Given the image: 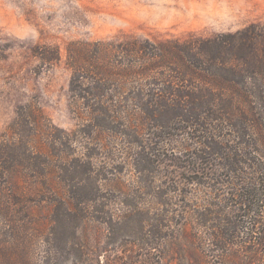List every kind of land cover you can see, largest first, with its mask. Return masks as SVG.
Listing matches in <instances>:
<instances>
[{"label": "rangeland", "instance_id": "rangeland-1", "mask_svg": "<svg viewBox=\"0 0 264 264\" xmlns=\"http://www.w3.org/2000/svg\"><path fill=\"white\" fill-rule=\"evenodd\" d=\"M254 24H264V0H0V140L27 139L46 153L52 162L48 170L50 189L63 193L89 191L98 197L90 203L94 209L84 212L85 219L90 218L77 222V238L65 245L60 264H79L81 255L89 264H179L175 236L180 223L192 234L206 232V227L194 228L198 224L192 210H200L205 197L194 180H201L216 160L209 157L199 163L195 143L187 149L158 145L153 133H179L173 129L182 115L172 117L165 130L151 128L159 121L163 124V119L157 116L153 124L150 118L154 116L148 115L145 105L138 107L144 110L140 113L139 138L147 148L127 143L109 125L102 127L105 131L99 139V129L80 131L86 122L77 115L79 108L69 90L70 55L83 65L95 52L97 42H180ZM88 45L92 53L87 52ZM129 57L133 73L143 72L141 78L146 77V81L154 76L152 66L146 71L136 56ZM96 58L100 63L107 61L102 75L112 71L122 77L117 83L123 89L112 86L108 94L126 97L136 90L135 84H129V75L120 70L128 67V61L111 67L106 54L100 52ZM142 86L145 94L152 89L148 83ZM122 103L134 111L132 102ZM257 112L254 107H246L243 114L234 113L231 118L253 119L257 133ZM231 122L221 123L224 127L219 133L229 144H235L238 139ZM249 139H255L253 133ZM150 147L161 151L156 156L153 151L147 154ZM146 155L150 166L141 165L140 156ZM62 159L67 161L68 173L55 166ZM74 163L82 166L74 168ZM25 176L0 177V185L7 183L11 188L0 190V264H51L45 259L51 225L55 215H63L65 210L56 201L36 196L35 186L43 179L35 178L30 184ZM162 190L178 201L172 206L173 212L179 216L184 213L181 218L175 214V220L165 227L161 215L171 205L157 203L156 195ZM177 193L182 196L177 197ZM67 207L76 211L69 203ZM242 221L247 226L249 219ZM240 229L237 236L243 240L248 234L245 227Z\"/></svg>", "mask_w": 264, "mask_h": 264}, {"label": "trees", "instance_id": "trees-1", "mask_svg": "<svg viewBox=\"0 0 264 264\" xmlns=\"http://www.w3.org/2000/svg\"><path fill=\"white\" fill-rule=\"evenodd\" d=\"M91 51L88 45L87 52ZM94 51L83 65L70 55L72 74L69 90L79 108L77 115L86 122L80 131L88 133L90 129H99L100 134L96 137L99 139L105 131L102 127L109 125L127 143H138V146L147 148L140 144L139 138L142 129L140 113L144 111L139 108L145 105L148 115L154 116L150 118L153 124L157 116L163 119V124L159 121L155 127L151 124V128L165 130L172 117L178 119L180 117L177 116L182 115L177 128L173 129L179 133H167V136L161 132L153 133L158 145L162 143L163 146L187 149L195 143L199 163L204 158H216L214 165L201 175V180L200 177L194 180L205 196L201 209L192 210L198 224L194 228L203 226L206 232L192 234L180 223V232L175 236L179 264H264V212L261 209L264 208V24L209 37H191L180 42H97ZM100 52L108 56V66L113 67L117 63L116 66L120 67L118 63L129 62L128 67L120 70L129 75V84H135L136 90L132 94L119 97L116 93H107L112 86L123 89L117 83L122 77L111 69L107 70L111 71L108 76L101 74L107 61L98 62L96 54ZM129 55L136 56L139 63L147 67L146 71H151L152 66L154 76L146 81V77L141 78L143 72L133 73ZM146 83L152 86L148 94L142 86ZM122 101L132 102L134 111ZM246 107H254L258 111L255 124L259 125L260 132L255 133L253 119L231 118L234 113L243 114ZM228 121L238 139L235 144H229L227 138L219 133L224 127L221 123ZM126 128L131 131H126ZM13 133H16L15 129ZM183 133L187 136L180 138ZM250 133L255 136L253 141L249 139ZM18 139L20 141L0 140V177L9 179L26 174L30 184L35 178L43 179L40 185L35 186L36 196L56 201L59 208L65 210L63 215H55L45 249L47 263L60 264L59 258L65 257V245L69 241L74 243L77 238V222L90 218L85 219L84 212L94 209L90 203L98 197L95 193L90 195L89 191L63 193L50 189L48 170L52 162L45 156L47 154L38 150L36 145L32 146L29 140ZM151 141L152 138L148 143ZM155 148L150 147L152 150L147 154L153 151L154 156L158 155L161 149ZM149 158L148 155L140 156L141 165H152ZM60 161L62 163L55 166L68 173L66 159ZM74 164L77 165L74 168L82 166ZM61 178L65 180L64 176ZM7 187V183H2L0 190L6 191ZM179 196L181 193H177ZM155 199L160 205H171L161 215L165 227L169 221L175 220V214L179 216L172 208L178 201L163 190ZM68 203L76 207V213L67 207ZM183 216L184 213L179 218ZM244 218L249 219L247 226L242 221ZM240 226L241 229L245 227L244 232L248 234L243 240L237 236ZM253 232L254 235L251 234ZM68 236L74 239L66 238ZM76 247L82 249L79 245ZM78 259L81 260L79 264L84 263L83 255Z\"/></svg>", "mask_w": 264, "mask_h": 264}]
</instances>
